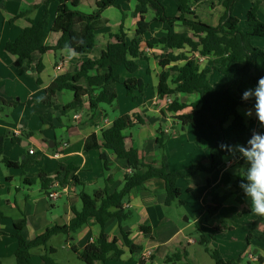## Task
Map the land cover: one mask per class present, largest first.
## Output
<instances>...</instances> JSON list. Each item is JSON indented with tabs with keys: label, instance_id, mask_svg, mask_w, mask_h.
I'll return each mask as SVG.
<instances>
[{
	"label": "crops",
	"instance_id": "crops-1",
	"mask_svg": "<svg viewBox=\"0 0 264 264\" xmlns=\"http://www.w3.org/2000/svg\"><path fill=\"white\" fill-rule=\"evenodd\" d=\"M100 1L80 0L78 9L84 13H92ZM256 1L258 0H237L234 5L232 14L240 21L243 30L246 15ZM164 4L170 17H178L176 0H164ZM136 7V0H117L116 6L103 12L102 17L107 24L96 32V46L90 54L77 55L71 51L50 50L42 55L35 52L29 64L16 68L14 64L17 57L8 53L5 47L7 43L16 40L30 26L31 21L38 22L43 17L44 0H0V99L19 102L15 108L4 107L0 103V138L4 139L3 155L0 156V264H16L18 242L13 237L16 222L25 221L22 234L26 240L31 241L51 227L69 225L74 218L73 208L82 210V191L90 194L87 192L89 189H93V193L103 189L109 178L112 179L111 192L123 187L124 176L130 172L126 160L119 159L113 152L104 149L90 152L84 150L89 136L95 134L100 143L102 131L111 127L117 118L126 115L142 118L144 124L136 127L148 130L147 134L144 131L142 139L136 141L132 130H126V146L138 149L146 162L157 163L160 167L164 165L169 172L186 170L193 162L210 158L211 150L216 144V138L211 135L210 129L183 128L175 120L176 115L168 112V99H161L157 94L159 76L163 71L159 66V58L164 51L160 46L149 49L147 42L152 38L166 36L169 31L166 24L156 21L153 8L146 14L150 32L142 37L140 44V50L148 55L149 60H138L140 70L134 75L124 68L118 71L121 83H111L107 87L109 99L113 93L116 95L110 104H100L96 110H90L86 99L81 111L67 114L43 104L47 87L57 77L74 74L84 62L100 58L107 46L115 42L111 35L119 32L122 22L128 44L136 38L139 21ZM57 8V3L48 7L49 32L46 47L50 49L56 46L63 34L51 30ZM193 9L203 23L213 27L220 25L226 13L221 0H209ZM27 11L29 14L26 17H19ZM258 18L264 22V0L259 7ZM171 31L181 33L184 26L177 22ZM253 44L264 49V39L254 38ZM182 53L192 55L188 48L175 51L174 54ZM196 57L201 61L202 68L211 65L210 58H200L197 54ZM39 64L43 67L40 73ZM178 64L182 66L184 62ZM57 66L60 68L55 70ZM130 78H136L144 85V93L136 94L135 100L127 96L123 86ZM210 81L214 88L219 89L223 84V77L214 71ZM98 93L96 91L94 95ZM180 98L187 105L200 100L197 94L181 95ZM73 100V93L57 94L58 105L62 108L70 105ZM246 108L250 107L245 102L239 108V113L246 121L249 134L253 130L264 132V127L259 125L254 115H244L243 110ZM191 112L192 108H188L181 114ZM229 126L230 123L226 126V144L237 145ZM32 133L30 137L29 134ZM158 138L165 140L162 156L157 144ZM32 149L35 151L33 156L29 153ZM103 154H106L110 162L108 172L104 171L100 158ZM3 159L17 164L27 162L28 165L24 169L7 168ZM227 163L232 164L211 175L202 174L192 179L180 180L178 186L183 204L176 202L170 207L166 206V187L160 179L150 180L143 187L132 190L124 203V209L132 213V219L124 222L121 227L116 219H111L106 229L109 241L117 239V248L122 252L121 259L119 262L95 264H141L143 259L145 264H165L168 257L182 255L184 252L188 255V264H216L199 243L202 234L208 239L209 248L219 252L226 263L264 264V240L259 238L264 234V223L257 225L254 236L248 243L247 236L254 222L261 216L250 210V201L239 186L241 180L236 175L242 171L241 167L233 159L227 160L225 164ZM60 166L77 169L74 176L78 178L80 186L69 180L63 182L62 178L66 173L62 172L61 179L56 181L70 187V192L57 201H52L42 188L41 176L54 181ZM61 201L63 203L58 205ZM173 206H181L186 214L180 212L181 216L172 215ZM206 206H220L221 209L211 222L201 223L202 210ZM185 215H188L187 218ZM130 220L134 222L130 223ZM140 227H146L147 233L140 232ZM122 230L131 233L132 243L140 247L141 250L135 255L126 246ZM100 234V226L91 218L74 236V240L65 235H56L51 238L47 247L32 250L34 264H44L41 257L46 253L58 264H85L71 248L76 247L78 252H82Z\"/></svg>",
	"mask_w": 264,
	"mask_h": 264
},
{
	"label": "trees",
	"instance_id": "trees-1",
	"mask_svg": "<svg viewBox=\"0 0 264 264\" xmlns=\"http://www.w3.org/2000/svg\"><path fill=\"white\" fill-rule=\"evenodd\" d=\"M117 0H101L92 13L81 12L78 8L80 0H44L45 13L38 22H30L26 28L13 42L7 43L5 49L8 53L17 57L14 64L16 68H22L25 63H30L32 55L39 52L42 55L48 51H71L77 55L90 54L96 46V32L104 28L107 21L102 17L103 12L116 6ZM136 15L139 17L136 29V38L128 44L127 35L122 22L119 32L111 35L115 42L107 46L98 60L84 62L74 74H64L57 77L46 89L43 104L51 107L62 114L79 112L82 110L86 99L89 102L90 110H96L100 104H110L115 98V93L109 99L107 87L111 83H121L118 71L126 69L134 75L140 70L138 60L148 61L149 57L140 50L142 37L150 32V23L146 21V14L150 8L156 12V21L166 24L168 34L160 38H152L147 42V47H162L164 54L159 58V66L162 73L159 76L157 94L161 99H171L168 105V112L175 114V120L181 123L182 127H204L210 129L211 135L216 138V144L211 150L209 159H200L192 163L186 170L169 172L163 166L154 162H146L136 148H127L124 132L136 126L143 125L141 117L137 115L122 116L117 118L111 127L102 131V140L99 143L95 134L86 140L84 150H101L113 152L119 159L126 160L130 172L124 176L123 187L119 191L111 192L112 179H107L106 187L97 190L93 195L82 191L80 199L82 210L73 208L74 218L69 225L54 226L44 234L28 241L23 236L25 221L15 223V235L13 236L18 247L15 251L16 264H34L32 250L47 247L52 237L65 235L74 240V236L88 224V220L94 218L101 229L98 239L89 243L82 252L76 247L71 250L77 253L85 264L97 262H119L122 252L118 250L117 239L109 241L106 233L107 225L111 219H116L120 227L132 217L130 211L124 209V203L129 199L132 190L143 187L153 179L163 180L166 187V206L180 201L181 189L178 186L180 180L192 179L199 174H212L221 170L227 160H235L241 167V172L236 175L238 180L243 179L244 169L247 165L243 159L234 158L227 151L221 149V144H226L227 125L238 144H246L250 138L246 121L239 113L243 105L242 93L248 88L256 86L258 78L264 76V49L254 46L253 39H264V22L258 18L259 7L262 0L253 3L248 11L245 20V29H241L240 21L232 14L237 0H221L226 13L217 27L203 23L195 14L193 9L196 6L208 3L209 0H176L179 12L178 17H170L164 0H136ZM57 3V15L52 26V32H62V37L53 48L46 47L48 38L49 13L48 7ZM36 8V7H33ZM29 11L21 13L20 18L26 17ZM182 23L184 31L175 33L171 28L177 23ZM189 49L191 56L185 53L175 55V51ZM200 58H210L211 65L202 68ZM184 62L182 66L178 63ZM173 64V66H172ZM42 65H38V73L42 71ZM223 77V84L219 89L212 86L210 77L213 72ZM90 73H94L93 75ZM123 86L128 97L136 99V94L144 93V85L136 78L127 79ZM99 91L94 95V92ZM59 92H70L74 95L73 102L65 107H60L57 102ZM197 94L200 100L192 105L184 103L181 95ZM4 107L15 108L19 105L17 101H5L0 99ZM251 107L252 102H246ZM192 108V112L181 114L184 110ZM160 133V132H158ZM161 134V133H160ZM33 135L29 134L31 137ZM27 135V137H29ZM4 139L0 138V156L3 155ZM160 151L163 153L165 140L157 139ZM104 171L108 172L110 162L106 154L101 155ZM3 162L7 168L24 169L28 163H12L6 159ZM77 169L60 166L55 175V180L61 179L62 172L66 175L63 182L72 181L79 185L78 178L74 176ZM42 188L48 193L54 182L47 176H41ZM210 184V180L208 181ZM197 196V195H195ZM220 206H206L202 210L201 223L211 222L217 216ZM0 218L2 215L0 213ZM264 223L260 217L253 224V228L247 236L249 243L259 223ZM122 229V228H121ZM140 232L147 233L146 227H140ZM124 242L130 253L135 255L140 247L135 246L130 237L131 233L122 230ZM264 240V234L260 237ZM205 250L210 254L216 264H232L224 262L219 252L209 248L208 239L202 234L200 241ZM188 255H172L168 257L165 264H177L183 261L187 263ZM44 264H58L55 259L47 253L41 257ZM150 261H152L150 259ZM263 262V261H261ZM145 264V260L141 261Z\"/></svg>",
	"mask_w": 264,
	"mask_h": 264
},
{
	"label": "clouds",
	"instance_id": "clouds-1",
	"mask_svg": "<svg viewBox=\"0 0 264 264\" xmlns=\"http://www.w3.org/2000/svg\"><path fill=\"white\" fill-rule=\"evenodd\" d=\"M241 99L252 102L250 108L243 110L244 115H254L264 127V76L258 78L254 88L244 90ZM220 147L234 158L245 161L247 167L239 186L250 201V210L264 217V132L253 130L246 144H221Z\"/></svg>",
	"mask_w": 264,
	"mask_h": 264
},
{
	"label": "built area",
	"instance_id": "built-area-1",
	"mask_svg": "<svg viewBox=\"0 0 264 264\" xmlns=\"http://www.w3.org/2000/svg\"><path fill=\"white\" fill-rule=\"evenodd\" d=\"M60 68V66L55 67V70H58ZM171 103V99L167 100V104L169 105ZM75 119H78V117H75ZM30 155H35V151L32 149L30 150ZM232 163H227L225 164V167H230ZM70 187L68 186H63L59 181H56L52 184V187L50 188V190L48 191V198L52 201H57L60 197H62V195L67 194L68 192H70Z\"/></svg>",
	"mask_w": 264,
	"mask_h": 264
},
{
	"label": "rangeland",
	"instance_id": "rangeland-1",
	"mask_svg": "<svg viewBox=\"0 0 264 264\" xmlns=\"http://www.w3.org/2000/svg\"><path fill=\"white\" fill-rule=\"evenodd\" d=\"M259 45V44H258ZM260 46H261V44H260ZM242 103L244 104L245 102L244 101H242ZM185 128H187V127H185ZM132 130V133L134 134V138H135V140L137 141V140H141L142 138H141V136H142V134H143V132L144 131H146V134H147V131L148 130H141L140 129V127H134L133 129H131ZM58 133H59V136H60V131H58ZM230 133H231V131H230ZM162 155H164V153H161V156ZM204 176H207V175H211V174H208V173H202ZM202 174H199V175H202ZM198 175V176H199ZM87 192H89L90 193V195H93V189H89V190H87ZM60 203H63V201H61V202H58L57 204L58 205H60ZM174 208H173V212H172V215L173 214H177V216H181L180 215V212H184V211H186V210H183L184 208H182L181 206H173ZM185 214H186V212H184ZM186 216H188V215H185V218H187ZM132 219V218H131ZM131 222H134V220H130V223ZM245 264H247V262H245Z\"/></svg>",
	"mask_w": 264,
	"mask_h": 264
}]
</instances>
